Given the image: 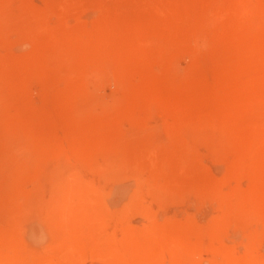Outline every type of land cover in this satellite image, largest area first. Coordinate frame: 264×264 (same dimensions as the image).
<instances>
[{
    "label": "rangeland",
    "instance_id": "1",
    "mask_svg": "<svg viewBox=\"0 0 264 264\" xmlns=\"http://www.w3.org/2000/svg\"><path fill=\"white\" fill-rule=\"evenodd\" d=\"M232 1L0 0V264H264V12Z\"/></svg>",
    "mask_w": 264,
    "mask_h": 264
},
{
    "label": "bare ground",
    "instance_id": "2",
    "mask_svg": "<svg viewBox=\"0 0 264 264\" xmlns=\"http://www.w3.org/2000/svg\"><path fill=\"white\" fill-rule=\"evenodd\" d=\"M231 1H232V0H231ZM235 1H236V2H235ZM232 2H233V1H232ZM232 2H230V3H232ZM255 2L257 3V7H260V8H261V10H262L261 14H262V13L264 12V0H248V1H245V2H244V1H241V0H240V1H239V0H234V2H233L232 4L229 3V4H230L229 7L231 6L232 8L230 7V9H232V10L235 12V9H236V8H237V9H240V7L242 8V6H249V7H250V6L253 5ZM251 7H255V6H251ZM251 7H250V9H249L250 11H251V9H253V8H251ZM255 8H256V7H255ZM237 9H236V13L238 14L240 11L238 10L239 12H237ZM233 11H231V12L233 13ZM241 11H242V10H241ZM231 12H230V13H231ZM247 12H248V11H247ZM252 12H253V10H252ZM222 13H223V12H222ZM249 13H250V12H249ZM249 13H245V15H246V14H249ZM233 14H234V13H233ZM241 14H242V12H241ZM241 14H239V15H241ZM250 14L253 15L252 13H250ZM216 15H217V14H216ZM235 16H236V15H235ZM249 16H250V15H249ZM259 16H260V15H259ZM262 16H264V13L262 14ZM233 17H234V15H233ZM237 17H238V15L235 17V21H236V18H237ZM240 17H241V16H240ZM240 17H238V18H240ZM242 17L244 18V15H242ZM250 17H252V19L248 17V23H247V21H244L245 24L247 23V24L250 25V24H253V23L255 22V20H256L255 18H256V17H254V16H250ZM257 18L260 19L259 17H257ZM230 19H231V18H230ZM241 19H242V18L239 19L240 22H241ZM246 19H247V16L245 17L244 20H246ZM263 19H264V17H263ZM239 20H238V21H239ZM249 20H250V21H249ZM238 21H237V22H238ZM242 22H243V19H242ZM260 22L262 23V21H260ZM238 24H239V23H238ZM257 24H259V21H258ZM242 25H243V24H242ZM259 25H260V24H259ZM178 27H179V26H178ZM169 32H170V31H169ZM175 33H176V32H175ZM178 33H179V32H178ZM183 33H184V32H183ZM172 34H173V33H172ZM181 34H182V33H181ZM182 35H184V34H182ZM182 35H181V36H182ZM166 36H168V35L166 34ZM170 36H172V35H170ZM173 36H174V35H173ZM175 36H176V35H175ZM171 39H172V38H171ZM171 39H170V41H171ZM175 39H176V38H175ZM166 40H167V38L165 39V41H166ZM184 41H185V40H184ZM162 42H163V41H162ZM174 42H176V41H174ZM167 43H168V42H167ZM172 47H173V46H172ZM179 48H180V47H179ZM175 49H176V48H175ZM169 50H170V49H169ZM145 104H147V103H145ZM148 105H149V104H148ZM148 105H146V106H148ZM144 106H145V105H144ZM149 107L151 108L152 106L149 105ZM143 108H145V107H143ZM153 108H154V107H153ZM155 108H156V109H153V110L158 111V109H157L158 107H155ZM160 108H161V107H160ZM162 108H163V107H162ZM165 108H166V107H165ZM165 108H164L163 110H166ZM149 110H150V109H149ZM151 110H152V108H151ZM159 110H161V109H159ZM163 110H161V112H160V111L157 112V114L159 113V114H158V115H159V116H158V119L160 120L159 122H160V126H161V128H162V129H163V128L165 129V128H167V126L169 125V124L167 125L168 122H167L166 119H165V115H167L168 113H167V112H162ZM166 111H167V110H166ZM169 111H170V110H169ZM149 112L151 113V111H149ZM170 112H171V111H170ZM150 113H149V114H150ZM155 113H156V112H155ZM171 113H172V112H171ZM157 114H156V115H157ZM160 114H161V115H160ZM149 116H150V115H149ZM152 116H153V115H152ZM170 116H171V114L169 113V117H170ZM174 117L176 118V121H175V122L178 121V126H182L181 124H182L183 122L181 121L182 123L180 124V118H179L178 116H176V113H175ZM183 118H184V117H183ZM167 120H168V119H167ZM165 121H166V122H165ZM183 121H185V120L183 119ZM175 125H177V124L175 123ZM168 128L170 129V126H169ZM244 200H245V199H244ZM244 200H243V201H244ZM244 203H247L246 200L244 201ZM255 206H256V205H255ZM255 206H253V208H254ZM242 207H243V206H242ZM255 208H256V207H255ZM242 209L244 210V209H246V208H242ZM257 209H259V206L257 207ZM251 210H252L251 212H253V209H252V208H251ZM259 210H260V209H259ZM259 210L257 211V214L260 213V214H262L261 216H264V212H263L264 209L262 210L263 213L261 212V210H260V211H259ZM246 213H247V212H246ZM251 214H252V213H251ZM260 214H259V215H260ZM239 215H240V214H239ZM248 215H249V214H248ZM259 215H258V216H259ZM243 216H244V215H243ZM251 216H252V218H254L256 215L254 216V215L252 214ZM253 216H254V217H253ZM244 217H245V216H244ZM244 217H243V218H244ZM246 217H247V216H246ZM248 218H249V217H248ZM252 218H251V219H252ZM259 218H261V217L259 216L258 219H259ZM262 218H263V217H262ZM263 219H264V218H263ZM244 220H249V219H244ZM252 220H253V219H252ZM255 220H256V219H254V222H255V223H256V221H257V222L259 221V220H256V221H255ZM263 221H264V220H263ZM248 222H249V221H248ZM250 222H252V221H250ZM250 222H249V223H250ZM260 223H261V220H260ZM250 224H251V223H250ZM254 227H255V226H254ZM259 227H260V226H259ZM255 228H256V227H255ZM256 229H257V228H256ZM256 229H255V230H256ZM260 229H261V228H260ZM262 229L264 230V228H262ZM262 229H261V232H263ZM258 231H260V230L258 229ZM258 231H257V232H258ZM255 232H256V231H255ZM257 232H256V233H257ZM261 232H260V233L258 232V233H259L258 235L260 236V234H261V235H263V237H264V234H262Z\"/></svg>",
    "mask_w": 264,
    "mask_h": 264
}]
</instances>
